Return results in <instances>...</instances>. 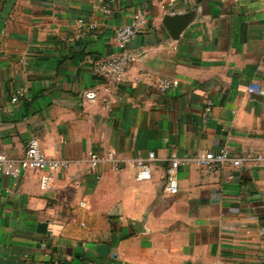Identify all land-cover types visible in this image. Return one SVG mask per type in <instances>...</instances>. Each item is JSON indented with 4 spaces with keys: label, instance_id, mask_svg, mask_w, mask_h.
Segmentation results:
<instances>
[{
    "label": "crops",
    "instance_id": "0c3cea01",
    "mask_svg": "<svg viewBox=\"0 0 264 264\" xmlns=\"http://www.w3.org/2000/svg\"><path fill=\"white\" fill-rule=\"evenodd\" d=\"M136 11L149 20L129 44L139 58L106 94L93 61L118 52ZM78 19L96 26L82 34ZM162 77L179 84L160 91ZM250 83L264 87V0H0V153L36 137L68 161L45 189L44 171L0 174V264H264V161L182 164L178 192L163 191L170 158L264 155ZM108 150L120 169L86 163ZM151 151L138 181L130 160Z\"/></svg>",
    "mask_w": 264,
    "mask_h": 264
},
{
    "label": "built area",
    "instance_id": "2783aa9c",
    "mask_svg": "<svg viewBox=\"0 0 264 264\" xmlns=\"http://www.w3.org/2000/svg\"><path fill=\"white\" fill-rule=\"evenodd\" d=\"M107 12V9H105ZM149 25L148 18L141 11H136L129 23L119 26L114 32V41L118 47V52L109 58H98L93 61L92 71L102 78V91L110 93L113 87L123 81L133 65L137 62L139 54L132 51L129 47L131 40L141 33ZM95 23H85L83 19L77 20V28L82 34L88 29L94 28ZM179 81L176 78L162 77L155 81V85L160 91H167L176 88ZM246 91L248 94L264 96V87L256 83L248 84ZM26 96V89L23 86L18 87L10 96L9 102L16 106L18 102ZM85 98H97L95 90H89L84 94ZM107 98L104 101L107 102ZM212 101L208 100L205 111H209ZM154 152H149L146 157H139L130 160V165L135 171V179L138 181L151 178V166L155 162ZM124 160L113 150L105 152H90L86 163L91 169H97L104 165H110L113 169H120ZM166 169V176L163 191L168 195H174L178 192V181L175 171L179 165L193 163L206 171L214 170L218 166L230 165L232 167L240 166L244 161H264V155L248 156L241 158L234 156L226 147L216 151L204 150L193 157L170 158ZM67 160H58L48 156L39 144L36 137H31L26 145L24 152L17 157L8 156L0 153V174L12 178H18L27 170H41L45 174L40 178V187L45 189L49 186L54 171L66 168ZM83 205V202H80Z\"/></svg>",
    "mask_w": 264,
    "mask_h": 264
}]
</instances>
